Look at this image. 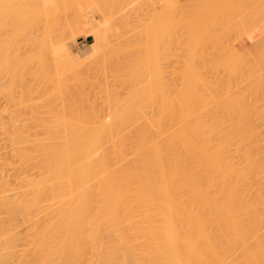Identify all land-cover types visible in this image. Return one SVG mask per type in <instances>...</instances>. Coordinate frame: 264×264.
Wrapping results in <instances>:
<instances>
[{
  "label": "bare ground",
  "instance_id": "obj_1",
  "mask_svg": "<svg viewBox=\"0 0 264 264\" xmlns=\"http://www.w3.org/2000/svg\"><path fill=\"white\" fill-rule=\"evenodd\" d=\"M18 1L13 3L14 0H11V4L10 0H0V77H3V74L4 77H7L0 78V87L2 88H0L2 90L0 93L5 94L6 92L8 96L9 91L10 93L18 91L22 95L15 99L13 97L17 95L9 93L8 99L5 96V100L7 99V103L10 105L8 108L2 105V108L11 111L9 115L18 114L16 119L15 116H11L15 122L6 116L8 115L5 112L7 110L4 109L5 111L0 112L3 113L1 115L5 114L4 116H6H0V118L10 119L9 123L0 119V129L2 130L0 132L4 134L0 135V264H264V56L262 54L264 49L258 46L259 48H255L257 55L250 57L245 54V52H249L248 49L237 51L235 48L226 49L225 52L216 53L214 56L210 55V52L205 54L202 36L209 33L205 32L207 29L209 31H213V29L210 30L209 25L208 28L201 29L202 32L199 34L198 30L200 29L196 27L198 21H194V19L198 18L199 20L200 15L197 17L198 14H196L197 18L191 20L194 24L191 25V21L189 24L192 30L193 27L197 28V32L195 30L191 31L192 33L189 32L188 38L184 40L186 35L184 37L182 35L186 30L184 29L185 32L182 31V34L177 32L179 24H181L180 21H177L181 18H177L182 11L175 9L178 0H175L177 1L176 5L174 0H166L167 5L165 6L163 3L164 6L163 4L161 6L165 10L160 8L157 12L159 15L156 14L157 16L153 17L154 19L158 18V20L155 19L156 23L152 17L150 18L152 24L149 23L148 26L152 28L144 29V31L143 29L139 30L138 36L141 32L143 35L147 32L150 39L147 38V35L145 37L140 34L144 37L140 36L141 41L145 42L148 39L149 42H141L142 45L140 44L141 46L138 45V47L136 43L139 44L140 41L133 42L131 40V42L126 36L125 32L127 31L121 32V35L120 31L115 35L112 34L117 29L113 30L116 25L111 27L115 22L113 23V18L110 16L112 19H109L112 23L108 18L105 21H110L112 25L109 27L104 25V29L102 28V30L106 29L102 33L104 35L96 33L95 30L94 33L99 38L101 37L99 35L105 38L109 33L112 35L111 37L126 36L125 38L121 37L123 44L125 39L129 43L125 42L124 45L122 44L123 46H120V50H117L121 54V58L118 54L116 55L118 57L109 56L111 55L109 50L111 51L113 47L110 46L107 56L111 61L107 59V62L111 65L114 59L124 57L122 61L126 60L127 63L132 64V66H130L131 64L128 66L126 62H122L121 70L123 69V74L126 72L127 75L124 77L127 78V81L129 78L133 79L136 76L133 74L136 72L138 80L134 78L132 89L128 85V91H133L134 96L131 92V95L127 93V98L130 95L128 100L132 96L128 103V100L122 99V101L121 98H118L121 102L118 101L117 97L111 102L109 97L108 110L105 111L107 114L104 112L106 119L103 120L104 109L99 112L100 108L95 105L97 109L90 111L94 106L90 104L91 108L88 109L89 104L85 105L88 98L85 99L84 96V98H80L81 101H84L82 102L83 106L82 103H78V105L75 103V106L73 103L71 110L69 104L66 105L69 109H66L65 103L61 104L62 97L60 99L59 96L52 95L56 98L50 100L52 96L50 95L49 98L46 93L44 97L42 95L41 98V95H38L40 98L36 99L41 102L45 96L48 98L43 99V102H46L45 106V103H37L43 112H46L42 114L39 106L36 105L37 110H35V104L32 107L33 104L29 103L31 101H27V99H34V95L32 94V97L28 95L36 90H43L42 85L44 86V84L47 85L46 89L44 88L45 92L49 91L48 86H52L50 90L57 87L54 90L59 89L58 92L68 91L65 88L68 85V80L71 82L73 76L78 77L77 80L80 82L81 78L79 80L78 73L81 67L77 65V61V63L73 61L74 59L66 58L60 49H47L50 46L46 45H50L48 43L51 42L46 40V37H51L49 36L51 34L50 27L57 26H51L53 22L48 25L49 22L46 21L50 19H48L50 16L47 17L48 20L45 18L48 11L54 8V4L53 7L49 6V3L46 4V0H37L36 4L35 0L34 4L38 7L36 8L30 4L29 0H26L25 5L23 1V6H27L26 8H21L19 4V9H16ZM93 1L95 2V0ZM98 1L101 4L102 0ZM120 1L117 0V2ZM62 2L63 0L60 2L61 5L57 2L60 10L66 9L70 5L69 1V5L68 3L63 5ZM114 2L118 7L123 6L113 0ZM19 3L22 4V2ZM96 3L99 4L97 1ZM113 3L110 5L114 8L117 7ZM73 5L75 7L73 3L71 9ZM226 5V10H224L229 12L227 9L230 7L228 4ZM44 6L52 8L47 11ZM58 6V10L56 8L55 11H59ZM104 6L109 7H105L106 10L110 9L109 4ZM200 6L197 10L198 13L202 11L201 8L203 9ZM99 7L97 8L99 9ZM177 7L181 8L180 5ZM13 9L22 15L17 17V13L11 14V11L15 12ZM19 10H23V12ZM85 10L87 9L81 8L83 16L88 12ZM205 10H203L204 15L207 13ZM177 11L179 13L176 15ZM211 12L213 11H209V14ZM72 14L71 12L70 15L72 16ZM81 14L74 15L78 18L76 26L72 27L75 23L72 20L74 23H69L72 29L68 27L73 30L72 32L76 29L75 27L80 30L88 28L86 26L91 27L92 24L86 25L83 22L90 19V15L87 13L88 16L86 14L83 17ZM210 15L208 16H214ZM12 16L16 17L17 21H23L19 22L20 25L24 24V27L21 26L22 28L19 29L20 32L25 29L24 31L28 33L26 34L24 31L23 35L21 33L22 41L27 42L28 48H32V44H34L35 49H29L28 53L25 51L26 54H30V57L24 55V51H22V54L28 59L21 57L19 48H16L20 51L18 54L17 51L14 52L16 49L13 51L15 46L9 42L11 37H7V28H9V32L12 28L10 22H16ZM59 18L61 20V17ZM69 18L68 22L73 16ZM243 18L241 17L240 20L244 21ZM44 19L49 29L43 23ZM90 20L93 21V19ZM200 20L203 21L201 18ZM213 20L215 19L210 20L211 23H214ZM53 21L55 22V20ZM15 22H12L13 27L19 24H15ZM63 22L66 21H61V23ZM78 22L80 25L77 24ZM120 22H125V20ZM38 23L41 26L37 25ZM67 23L60 25L56 22L59 24L58 27H65V29ZM107 23L105 22V24ZM125 23L127 25V22ZM246 23L244 21L245 26L241 25V28L244 29V34L240 35L241 38L244 35H251L249 31L245 30ZM187 24L188 21H186ZM199 24V27L203 25L200 21ZM126 25H123L125 29ZM5 26L7 27L5 28ZM42 26L47 27L48 30L45 37L43 36L46 32H41L43 36H40L39 39L36 34H33V28L38 27L41 31L44 30ZM146 26L144 28H148ZM18 28L17 25V30ZM191 28L189 27V29ZM241 28L240 30H242ZM247 29L249 28L247 27ZM17 30L13 32L14 38L12 37L11 41H15L17 38L18 35L15 37V33L20 35ZM57 30L62 29L59 27ZM152 30L153 34H151ZM39 35L41 34L39 33ZM213 35L215 38V34ZM2 37L5 41L9 39L8 42H5L4 39L2 41ZM211 37L213 38V36ZM211 37L208 36V39ZM246 37L243 38L246 39ZM104 38L102 37V40ZM212 38L209 40L210 42H213ZM213 40L216 41V39ZM19 41L18 44H20ZM178 41L184 45L181 46V49L183 48L182 50L185 52L184 56L181 55L180 58L177 56L179 54L176 57L175 54L173 55L174 51H178L179 45L176 47L177 50L173 49V45H176ZM238 42L247 43L245 40ZM15 43L17 46L16 41ZM106 45L107 43L105 47ZM131 47H133L132 51L128 52ZM141 47L144 54L140 50ZM121 48L123 50L126 48L128 55L130 53L131 56L132 53V57L129 58L127 52L124 55ZM138 48L139 50H137ZM22 49L24 50V47ZM112 49V51L116 50L115 47ZM11 50L15 54L13 57H11L14 55ZM47 50L49 53L53 51L54 55H51L52 53L49 55ZM114 52L112 54H115ZM18 55H21V60H25V63L21 64V66L23 65L20 67L21 69L18 67L16 70L17 65L14 61L17 58L20 59V57H16ZM45 56L48 59L53 56L51 59L55 62L51 65L48 64L51 67L50 71H52V65L56 67L52 73L44 65L49 62ZM134 56L138 58L136 57V59ZM10 57L16 58L13 61ZM103 57L105 60V56ZM33 62L36 64L33 65ZM140 63L141 67L136 68ZM18 64L20 65L19 62ZM173 64L175 67H180L175 68ZM32 65L41 67H39L40 70L37 69V76L33 75L36 69L31 67ZM83 65L85 66V64ZM83 65L81 64V66ZM126 65L129 68L124 71ZM44 66L48 68V71L44 70ZM118 66L120 67V65ZM75 67H77L76 70ZM130 67H133L132 70L135 68L134 70L138 69V71L131 70L133 73L131 74L128 70ZM59 68L63 70L62 73L59 72ZM102 68L98 69L102 71ZM105 69H103L104 72ZM101 71L100 73L103 74L104 72ZM20 72L22 78L19 75ZM70 73L74 75L71 76ZM119 73L123 75L121 72ZM32 75L36 79H31ZM128 75L129 77H126ZM27 76H31L29 80ZM65 76L67 77L66 82H64ZM38 77L41 79L36 83ZM6 79H8L7 83ZM19 79H21L20 85L23 83V86L17 82ZM22 79L24 80L22 81ZM135 80H137V84ZM28 81H31L32 84ZM25 82H28L30 86ZM87 82L84 86L87 85ZM1 83H5L8 87L5 84L1 86ZM26 84L30 89H27ZM36 84L41 85L42 89L36 88L38 86ZM17 85L21 89L23 88L22 91L26 88L24 92L29 91V94L17 90L20 88ZM79 85L76 86L77 89ZM11 86L12 88H10ZM5 87L10 90L6 89L4 92ZM32 87L34 91L30 92L33 90H31ZM85 89L83 88V91ZM105 92L106 94L108 92L106 96L108 98L110 90ZM3 94L0 97L4 98ZM112 94L110 95L112 96ZM58 98L59 102L55 103ZM70 99L73 98L70 97ZM62 100L65 102V98ZM23 103L27 104L22 107L25 111L21 108L16 114L17 110L13 106H21ZM62 105L65 108L60 107ZM26 106L31 116L37 111L36 119L42 118L43 122L39 123L41 120L37 123L33 122L36 120L31 119H35V115L32 118L26 115ZM85 106L89 112H86ZM83 107L85 110L82 109ZM12 108H15L14 113H12ZM30 109L32 112L34 110V113ZM146 110H149L148 114L150 113L149 120L145 118L146 115L149 118L148 114H145ZM40 113L42 116L38 118L37 115L39 116ZM19 114L26 118L21 119L23 122L17 121L22 117ZM46 117L51 119L47 120ZM101 118L103 119L101 120Z\"/></svg>",
  "mask_w": 264,
  "mask_h": 264
},
{
  "label": "rangeland",
  "instance_id": "obj_2",
  "mask_svg": "<svg viewBox=\"0 0 264 264\" xmlns=\"http://www.w3.org/2000/svg\"><path fill=\"white\" fill-rule=\"evenodd\" d=\"M13 1V0H12ZM17 1V0H16ZM15 0H14V2L13 3H15L16 2ZM23 1H24V5L26 4L25 2H26V0H19L17 3H16V6H17V8L16 9H19V7H18V5L20 4L21 6V8H26L27 6H23ZM34 1L35 0H29V2H30V4H32L33 5V7H36V8H38L35 4H34ZM62 0H57V2L59 3V5H61L60 4V2H61ZM68 1H69V3H70V5H69V3H68ZM96 1L99 3V1L98 0H95V2L93 1V0H73V2H72V0L70 1V0H63V5H64V3H68V5L69 6H67V5H65V6H67V8L66 7H64V8H66V9H63V5H62V9L63 10H65V11H63V10H60L61 8H60V6H58V3L56 2V0H46V4L47 3H49V6H52L53 7V4H54V8H52V7H50V8H52L51 10H50V8H49V6H48V8L46 7V6H44L46 9H47V11H48V9L51 11V13H49L50 11H48V13H47V16H46V20H48L49 18L51 19H49L48 21H46L45 19L43 20L44 22V24H46V22L48 23V25L49 24H51L52 22V25L51 26H53V25H55V26H57V27H55L54 28V26H53V28L52 27H50V31H51V34L49 35V33H48V35L49 36H51L50 38H47L46 37V40L48 39V41H51L50 43H48V44H50V45H46V46H50L49 48H47L48 50L50 49H60L62 52H63V55L66 57V58H70V59H74L73 61H77L78 62V64L77 65H79L80 67H81V69L78 67V69H80V70H82V71H80L79 70V73H78V75H80L79 76V80H80V78H81V80H80V82H78V80H77V78H76V76L74 77H72V79L71 78H68V79H71V82H70V80H68V85H67V87L65 88V90L66 89H68V91H60V92H58V90H54V89H56V88H54L53 90H50V88L52 87V86H48L47 87V89L49 88V91L48 90H46V92L44 91L46 88H45V86H47L46 84H44V86L42 85V87H44L43 88V90H36L34 93H31L30 95H28L29 97H32L31 95L33 94L34 96L33 97H35L34 99L32 98V100H33V102H32V100L31 99H27V101H31V102H29L30 103V105H31V103L33 104V105H31L32 107L34 106V104H35V110H37L36 108V105H37V103H45L44 104V106L46 105V102L44 101L43 102V99H48V98H46V96L47 97H51L52 95H55L56 97L57 96H59V98L61 99V97H62V99H64L65 98V102L61 99V104H63V103H65V106L67 105V104H69V108H71V110H72V106H71V104H73L74 106H75V103H77V105H78V103H82V102H84V101H81V99L80 98H82L83 96L85 97V99L86 98H88V99H86V101H85V105L86 104H92L93 106H94V108H92L90 111H92L93 109H97V108H95V105L97 106V107H99L98 109H99V112H100V110L101 111H103V109H104V111H103V115H102V117L104 118V112L106 111V110H108L107 108H108V99H109V97H110V101L111 100H115L114 98H116L117 97V99L119 98H121V100L122 99H125L124 101H127L128 100V98L130 97V95H131V93H133V91H128V89H129V87H128V85L129 86H131V89L133 88V86H134V83H133V81H134V78L135 79H137L138 80V78L136 77L137 76V74H136V70L138 71V69H136V70H134V74L132 73V68L130 67V69H128L130 72H131V74H133L134 76V78L133 79H131V78H129L128 79V81H127V78H125L124 77V75H127V74H125L126 72H124V74H123V69L121 70V65L123 64L122 62H126V60H124V61H122V59L124 58H122V59H119V58H116V59H114V61L112 62L113 64H109V62H107V59H108V61H111V60H109V57L107 56L108 54H107V52H108V49H109V47L111 46H113L112 48H114L115 47V49L116 50H114V51H117L119 48H120V46L123 44V40H122V38L121 37H126V36H128L127 38H129L130 39V41L132 40L133 42H139L140 41V43L138 44V43H136L137 44V47H138V45H142V43L141 42H143V43H145V42H147L148 41V39L147 38H149L150 39V37H149V34L147 33V32H145V35H143L142 34V32L140 33V34H142V36H145L146 37V35H147V41L145 40V42H144V40L143 41H141V35L139 34V36H138V32H139V30H141L142 31V29H143V31H144V29H147V30H150L151 28H149V26H148V24L149 23H151V21H150V18L152 17H155V15L157 14V12H159V10H160V8H161V6H162V4L163 3H165V6L167 5L166 3H168V2H165L166 0H164V2H163V0H121L122 1V3H121V1L120 2H117V0H115L117 3H119V4H121V5H123V6H117V4L114 2L113 3V0H110L108 3L106 2V1H108V0H102V1H105V2H102L101 1V4L99 5H97V3H96ZM214 1H216L215 3H214ZM178 0V3H177V5H176V2L177 1H175L174 0V2H175V5H176V8L175 9H177V10H179L180 11V9L182 10V11H180V13H179V11H177V13H175L176 15L179 13L180 14V16H178V18L177 19H179V18H181V19H179V20H177L178 22L180 21V23L181 24H183V25H181V24H179L180 25V27H179V29H178V31L177 32H180V34H182L181 32L182 31H184L185 32V30H186V32L182 35L183 37H184V35H186L183 39L185 40V39H187L188 38V35L187 34H190V33H192L194 30H195V32H197V28L195 29V27H193V30H192V28H191V25H193L194 23H192L193 21H191V20H193V18H197V17H199V15H200V17H199V20H198V18H197V20H195L194 19V21H198V23L196 22V24H197V26L196 27H198V29H200V30H198L199 31V34H200V32H202L201 31V29H203L204 30V27L205 28H208V26H209V28H210V30H212L213 29V31H209L208 29L205 31V32H209L208 34L206 33V35H208L209 37H211V36H213V38H212V41L213 42H210L209 40H211V38H209L208 39V36H206V35H203L202 37V41H204L203 42V46H204V49L206 50V53L205 54H209V52H210V55H213L214 56V54H216V53H223V52H225V50L226 49H232V48H235V50L237 49V51L239 50V51H242L243 49H248L249 50V52H245V54H246V56H248V57H250V56H254V55H257V53H255V48H259L258 46H261L263 49H264V0H261V1H259V0H222V2H220L219 3V1H221V0H218V2H217V0ZM10 2H11V0H10ZM19 2H22V4L21 3H19ZM39 2V1H38ZM162 2V3H161ZM206 2V3H205ZM75 4V7H74V5H73V8L75 9H71V6H72V4ZM96 3V4H95ZM111 3H113V5L115 4V6H117V7H113V6H111L110 4ZM203 3V4H202ZM219 3V4H218ZM11 4H12V2H11ZM36 4H37V0H36ZM39 4V3H38ZM57 4V5H56ZM109 4V6H110V9H112V10H110V9H108L109 7L108 6H104V5H108ZM181 6V8L180 7H177V6H179V5ZM183 4V5H182ZM200 6H202L203 7V9L201 8L200 10H202L201 12H199L198 13V5ZM205 4V6H203ZM215 4V5H214ZM226 4H228V6L230 7V9L228 8L227 10L229 11V12H226L225 10V8L227 7V5ZM13 5H15V4H13ZM48 5V4H47ZM85 5H88V6H85ZM174 5V6H175ZM12 6V5H11ZM41 6V5H40ZM57 6L59 7V11H55V9L57 8ZM98 6H102L103 8H100L99 7V9L97 8ZM160 6V7H159ZM163 6H164V4H163ZM182 6H183V8H182ZM200 6V7H201ZM225 6V7H224ZM14 7V6H13ZM43 7V6H42ZM105 7H108L107 8V10L105 9ZM219 7V8H218ZM81 8L83 9H87V10H85V12L86 11H88V12H86V14L88 13L89 15H90V19H93V21H91L90 19H87V21H83V22H85V24L86 25H91V27L90 26H86V27H88V28H84V29H79L78 27H75L76 29L78 28V30H76V29H74V32H72L73 30H70L69 29V27L72 29V27H74V26H76V22L78 21L77 19V16H75L74 17V15H76V14H81ZM117 8V9H116ZM120 8H121V10H120ZM123 8V9H122ZM208 9V11H207V9ZM214 8H215V10H214ZM217 8V9H216ZM68 9V10H67ZM97 9V10H96ZM102 9V10H101ZM115 9V10H114ZM162 9V8H161ZM206 9V10H205ZM222 9V10H221ZM225 9V10H224ZM232 9H233V11H232ZM235 9V10H234ZM14 10V9H13ZM56 10H58V8L56 9ZM74 10V11H73ZM109 10V11H108ZM114 10V12L116 11V13H114V12H111V11H113ZM158 10V11H157ZM162 10H165V8H163ZM196 10V11H195ZM203 10H205V12H207V13H205V15L203 14L204 13V11ZM236 10H237V12H236ZM15 12H12L11 11V14H15V13H17L16 15H17V17L19 16V15H22L21 13L19 14V12H17V10H14ZM20 12L22 11L23 12V10H19ZM53 11H55V12H53ZM63 11V12H62ZM73 13L72 14V16H73V18L72 19H70L72 16L70 15L71 14V12ZM84 11V10H83ZM184 11V12H183ZM209 11H213V12H211L210 14H213L214 16L213 17H209L208 15H210L209 14ZM223 11V12H222ZM232 11V12H231ZM235 11V12H234ZM61 12V14H59ZM77 12V13H76ZM109 12V13H108ZM197 12V13H196ZM224 12H226L227 13V15H226V13H224ZM234 12V13H233ZM258 12H260V13H258ZM263 14H262V13ZM54 13V14H53ZM57 13V14H56ZM66 13H70V14H65ZM76 13V14H75ZM110 13H111V15H110ZM185 13V14H184ZM194 13V14H193ZM201 13V14H200ZM217 13V14H216ZM232 13V14H231ZM64 14V15H63ZM84 14V13H83ZM86 14H84V16L86 15ZM88 14H87V16H88ZM185 15V17H183L184 15ZM188 16H187V15ZM196 14H198V16L196 15ZM203 14V15H202ZM216 14V15H215ZM225 14V15H224ZM229 14V15H228ZM231 14V15H230ZM234 14V15H233ZM236 14H238L239 16H237ZM16 15H14V16H16ZM57 15V16H56ZM61 15V16H60ZM82 15V14H81ZM80 15V17H82ZM114 15H115V17L117 18H115L114 17ZM154 15V16H153ZM157 15H159V14H157ZM156 15V16H157ZM182 15V16H181ZM195 15L197 16V17H195ZM202 15V16H201ZM223 15V16H222ZM14 16H12L13 18H15V20H16V17H14ZM48 16H50V17H48ZM69 16H71L70 18H69ZM83 16V17H84ZM86 16V17H87ZM110 16H112V18H113V23H114V25L113 26H111L112 24V21H111V17ZM188 18H187V17ZM190 16V17H189ZM210 16H212V15H210ZM225 16V17H224ZM227 16V17H226ZM233 16V17H232ZM260 16H262V17H260ZM10 17H11V15H10ZM47 17H48V19H47ZM57 17V18H56ZM59 17H61V20H60V18ZM64 17V18H63ZM79 17V16H78ZM85 17V18H86ZM122 17H123V19L125 20V22H127V25H126V23L125 22H120V21H124L123 19H122ZM177 17V16H176ZM191 17H192V19H191ZM205 17H206V19H205ZM208 17V18H207ZM219 17V18H218ZM243 18V17H246V18H243V20L245 21V23L246 22H248L249 24H247L246 23V26L249 28V29H247V27L245 28V30L246 31H249V33H251V35L249 34V35H244L245 37H246V39L245 38H241L240 37V35L242 36V33L244 34V29L243 28H241L242 26V24L244 25V21H241L240 20V18ZM251 19H250V18ZM20 18V17H19ZM68 18L70 19V21L68 22ZM75 18V19H74ZM85 18H83V19H85ZM87 18H89V17H87ZM107 18H108V20H110L111 21V23H110V21L108 22V21H105V20H107ZM109 18H111V19H109ZM126 18V19H125ZM184 18V19H183ZM200 18L204 21V19H205V21L203 22V21H201L200 20ZM217 18V19H216ZM225 18V19H224ZM239 18V19H238ZM55 20V22L53 21V20ZM74 19V20H73ZM154 19V18H153ZM152 19V20H153ZM155 19H157L158 20V18H155ZM154 19V20H155ZM212 19H215V20H217V21H215V20H213L212 22H214V23H211V21L210 20H212ZM219 19V20H218ZM223 19V20H222ZM237 19H238V22L240 23V22H243V23H238L237 22ZM260 19V20H259ZM58 20V21H57ZM74 21V22H72V21ZM77 20V21H76ZM80 20V19H79ZM126 20H128V21H126ZM157 20H155V23H156V21ZM188 21V24L186 25V21ZM248 20H250V21H248ZM253 20V21H252ZM12 21V20H11ZM22 21V20H21ZM20 20H16V22L15 21H12L13 23L15 22V24L16 23H19V22H21ZM46 21V22H45ZM60 21V22H59ZM61 21H66L65 23H67L66 25V29H65V27L63 28V27H61V26H59L60 27V29H62V30H57V29H59V27H58V25L59 24H56V22H58V23H60V25L61 24H63V23H61ZM81 21H82V18H81ZM81 21H79V22H81ZM116 21H118L117 23H116ZM150 21V22H149ZM189 21H191V23L189 22ZM199 21L201 22V24H203V25H201L200 27H202V28H200L198 25H200L199 24ZM221 21V22H220ZM251 21L253 22V24L251 23ZM259 21V22H258ZM12 22H10L11 24V27L13 28V29H15V30H17V25H18V30H17V33H18V31L20 32V30L19 29H21L22 27L21 26H23L24 27V24L23 23H21V25H20V23L19 24H16V27H13V25H12ZM23 22V21H22ZM79 22L77 23L78 25H80L79 24ZM94 24H93V23ZM105 22L108 24H105ZM153 22V21H152ZM223 22V23H222ZM43 23H42V25H43ZM64 23V24H65ZM69 23H74L73 25H72V27L70 26V24ZM119 23H121V24H119ZM129 23V24H128ZM141 23V24H140ZM191 25H190V24ZM205 23H206V25H205ZM210 23V24H209ZM252 24V26H251V24ZM261 23V24H260ZM263 23V24H262ZM15 24H14V26H15ZM63 24V25H64ZM110 24V25H109ZM118 24H119V26H118ZM143 24V25H142ZM144 24H146L145 26L146 27H148V28H144L145 26H144ZM152 24V23H151ZM150 24V25H151ZM153 24H154V22H153ZM195 24V25H196ZM258 24V25H257ZM7 25V24H6ZM9 25V24H8ZM37 25H40L39 23L37 24ZM82 25V24H81ZM104 25H106L107 27H109V26H111L112 28L116 25V27L115 28H113V30L115 29V31H116V29H117V31L116 32H114L113 30V32H112V34L113 35H115V33H117L118 31H120V35H121V32L122 33H124V31H127V32H125L127 35L126 36H121V37H119L120 35H117V36H113V37H111L112 35H109L110 33H109V31H107L109 34L107 35V32H106V35L107 36H105V38H104V36H102V35H104V34H102L103 32H105L106 31V29L105 30H102V28L104 29ZM126 25V29L124 28V26ZM141 25V26H140ZM156 25V24H155ZM155 25H153V26H155ZM205 25V26H204ZM214 25V26H213ZM224 25V26H223ZM239 25V26H238ZM41 26V25H40ZM40 26H38V27H40ZM45 26H47V24L45 25ZM69 26V27H68ZM83 26V25H82ZM105 26V27H106ZM152 26V25H151ZM182 26V27H181ZM213 26V27H212ZM216 26V27H215ZM245 26V25H244ZM255 28H254V27ZM7 26H5V28H6ZM9 27V26H8ZM37 27V28H38ZM42 27H44V26H42ZM48 27V29H49V26H47ZM47 27L45 28L44 27V30L42 29L41 31H39V28L37 29V28H33V30H34V32H33V30H32V32H33V34L35 35H37L38 36V38L40 37V36H43L42 35V33L41 32H46V33H44L45 35L43 36V37H45L46 36V34H47ZM80 27V26H79ZM92 27H94V29H92ZM110 27V28H111ZM120 29H119V28ZM143 27V28H142ZM189 27L191 28V29H189ZM212 27V28H211ZM214 27H215V29H214ZM228 27V28H227ZM237 27V28H236ZM242 29V30H240V28ZM5 28H3V29H5ZM11 28V29H12ZM83 28V27H82ZM92 29V30H90V29ZM109 28V29H110ZM181 28H183V30H181ZM188 28V29H187ZM224 28H227V29H224ZM239 28V29H238ZM252 28V29H251ZM10 29V31L12 32V30ZM36 29V30H35ZM56 29V30H55ZM67 29H69L68 31H67ZM123 29V30H122ZM185 29V30H184ZM220 29V30H219ZM6 30V29H5ZM9 30V28H7V33H8V38H10V40H9V42L11 43H13V44H11V45H14V46H11V47H14L13 48V51L17 48H19V50L21 51H18L17 49L14 51L15 53H16V51H17V54H18V52H20V54L22 55H20L23 59H25L26 57L24 56L26 53H25V51L28 53L30 50L29 49H32V48H34L35 49V47H33L34 46V44H32L33 46H32V48H28V44H27V42L25 41V42H23L22 41V35L24 34L23 33V31L25 30V29H23V31L22 32H20V35H19V33L18 34H16L15 33V37H16V35H18L17 36V38H15V41L17 42V44H18V41L19 40H21V41H19L20 42V44H18L17 46H16V43H15V41L13 42V41H11L12 40V37L14 38V31L12 32L13 33V35H12V33L11 32H9L8 31ZM30 31H31V29H29ZM94 30H95V32L97 33H101L102 35H99V36H101L100 38L99 37H97L98 35L96 34L95 35V33H94ZM153 30H154V28H153ZM153 30L151 31V34H153L152 32H153ZM215 30V31H214ZM250 30H252V31H250ZM37 31V32H36ZM53 31H55V32H53ZM66 31V32H65ZM146 31V30H145ZM192 31V32H191ZM5 32V31H4ZM4 32H2V34L4 35ZM25 32V31H24ZM27 32V31H26ZM25 32V33H26ZM31 32V33H32ZM41 34V35H39V33ZM72 32V33H71ZM148 32H150V31H148ZM190 32V33H189ZM215 34V38H214V35L212 34ZM21 33H22V35H21ZM53 33V34H52ZM144 33V32H143ZM241 33V34H240ZM248 33V32H247ZM247 33H245V34H247ZM263 33V34H262ZM6 34V33H5ZM11 36H10V35ZM26 34H28V33H26ZM212 34V35H211ZM30 35V34H29ZM32 35V34H31ZM33 35V36H34ZM123 35V34H122ZM254 35V36H253ZM5 36V35H4ZM3 36V37H4ZM36 36V37H37ZM141 36V37H140ZM153 36V35H152ZM151 36V37H152ZM181 36V37H182ZM1 38V40L2 39H4V38ZM6 37V36H5ZM18 37H19V39H18ZM21 37V38H20ZM27 37V36H26ZM35 37V38H36ZM42 37V38H43ZM102 37L104 38V40H102ZM180 37V38H181ZM205 37V38H204ZM142 38H144V37H142ZM17 39V40H16ZM24 39V38H23ZM29 40V38H26V40ZM40 39V38H39ZM140 39V40H139ZM182 39V38H181ZM183 39H182V41H183ZM204 39V40H203ZM213 39H216V41L215 40H213ZM241 39H243V40H241ZM8 40L6 39V41L8 42ZM45 39H44V41H46ZM128 40V39H127ZM138 40V41H137ZM241 41V42H243L244 40L247 42V43H240V42H238V41ZM3 41V40H2ZM4 41H5V39H4ZM5 41V42H6ZM43 41V42H44ZM131 41V42H132ZM4 42V43H5ZM39 42H40V40H39ZM125 42H127V43H129V41H126V39H125ZM125 42H124V44H125ZM131 42H130V44H131ZM149 42V41H148ZM249 42V43H248ZM263 43V44H261V43ZM27 45H25V44ZM46 43H47V41H46ZM52 43V44H51ZM107 43V45H106V47H105V44ZM181 43H183V42H181ZM205 43V44H204ZM123 44V45H124ZM217 44V46H214V45H216ZM240 44V45H239ZM6 45H8L7 43H6ZM19 45H22L23 47H24V50L22 49L23 47L22 46H19ZM31 45V44H30ZM30 45H29V47H30ZM51 45H52V47H51ZM109 45V46H108ZM122 45V46H123ZM129 45V44H128ZM133 45V44H132ZM132 45H130V46H132ZM140 45V46H141ZM177 45H179L178 47V51H174V53H173V55L175 54V57H176V55L177 54H179V55H177L179 58L180 57H182L181 55H183L184 56V53L185 52H183V48L181 49V46L183 47L184 45H182V44H180V41H178V43L175 45H173V49L175 48V50H177L176 49V47H177ZM241 45H242V47H241ZM5 46V45H4ZM9 46V45H8ZM19 46V47H18ZM127 46V45H126ZM130 46H128V47H130ZM134 46H136L135 44H134ZM133 46V47H134ZM175 46V47H174ZM7 47V46H6ZM22 47V48H21ZM26 47V48H25ZM110 47V48H111ZM133 47H131V48H129V49H131L130 51H128V52H131L132 51V48ZM136 47V48H137ZM143 47V46H142ZM142 47H141V49L140 50H142V52H143V49H142ZM9 48H10V46H9ZM22 50H21V49ZM28 48V49H27ZM46 48H45V50H46ZM111 48V51L109 50V53H111V55H109V56H112V55H115V56H113V57H120L121 58V54L120 53H118V51L117 52H114V51H112L113 49ZM123 48V47H122ZM121 48V49H122ZM8 49V48H7ZM12 49V48H11ZM33 49V50H34ZM75 49V50H74ZM134 49H135V47H134ZM47 50V51H48ZM120 50V49H119ZM123 50V49H122ZM121 50V51H122ZM125 50V51H124ZM123 50V54L125 55V52H127L126 51V48ZM127 50H128V48H127ZM137 50H139V48L137 49ZM217 50H218V52H217ZM12 51V50H11ZM11 51H9V52H11ZM13 51L11 52L12 54H14L13 53ZM22 51H24V55L22 54ZM34 51H36V50H34ZM33 51V52H34ZM120 51V52H121ZM219 51H221V52H219ZM31 52H32V50H31ZM30 52V53H31ZM53 52V51H52ZM51 51H50V53H49V51L47 52V53H49V55L52 53ZM115 53V54H112V53ZM128 52L126 53L127 54V56H129V58L130 57H132V53H131V56H130V53H129V55H128ZM133 52H134V50H133ZM138 52V51H137ZM142 52H140V53H142ZM177 52V53H176ZM208 52V53H207ZM212 52V53H211ZM37 53V52H36ZM46 53V52H45ZM135 53H136V51H135ZM106 54V55H105ZM118 54V56H116ZM120 54V55H119ZM142 54H144V52L142 53ZM146 54V53H145ZM263 54V56H264V52L262 53ZM261 54V55H262ZM11 55V54H10ZM28 54H26V56H27ZM30 55V54H29ZM28 55V56H29ZM33 55V54H32ZM51 55H54L53 53L51 54ZM124 55H122V56H124ZM133 55H134V53H133ZM141 54H139V57H141L140 56ZM13 56H15V54L14 55H12L11 57H13ZM19 55L18 56H16V57H20ZM48 56V55H47ZM103 56H105V58H106V56H107V58L104 60V57H103V59H102V57ZM137 56H138V54H137ZM136 56V57H137ZM144 55H142V57H143ZM10 57V59H12ZM15 57V58H16ZM21 57H20V59L19 58H17V60L19 59V61H17V60H15L14 61V59H12L14 62H16L15 63V65H17L16 66V70H18V67L20 68V67H22L21 66V64H24L25 63V60L23 61V60H21ZM30 57V56H29ZM32 57V56H31ZM46 57V56H45ZM113 57H111V58H113ZM135 57V56H134ZM135 57V58H136ZM144 57H146V56H144ZM8 58H9V56H8ZM47 58V57H46ZM46 58H44V60H47ZM51 58H53V56L52 57H49V62H48V60H47V62L45 61V63H47V65L46 64H44L45 66H47L48 68H49V71H50V66H48V64H52V63H54L53 62V60L51 59ZM101 58V59H100ZM138 58V57H137ZM136 58V59H137ZM26 59H28V58H26ZM132 59V58H131ZM146 59H147V57H146ZM146 59H144V60H146ZM101 60V61H100ZM104 60V61H103ZM113 60V59H112ZM10 61V60H9ZM21 61V62H20ZM27 61V60H26ZM81 61V62H80ZM135 61V60H134ZM18 62L20 63V65L18 64ZM76 62V63H77ZM97 62H100L101 64H98ZM103 62V63H102ZM129 62V61H128ZM130 62H133V61H130ZM137 62V64H138V60L136 61ZM97 63V64H96ZM127 63V62H126ZM14 64V63H13ZM32 64V61L30 62V65ZM35 64H36V62H35ZM34 64V62H33V65H35ZM37 64H38V62H37ZM81 64L83 65V64H85V66L87 67V69L89 70H87V69H85L86 67L83 65V66H81ZM94 64V65H93ZM128 64V66H129V64H131V63H127ZM175 64V63H174ZM173 64V66L175 67V65L177 64H175L174 65ZM14 65V66H15ZM19 65V66H18ZM28 66H29V64H27ZM33 65L31 66V67H33ZM76 65V66H77ZM89 65V66H88ZM97 65V67H94V66H96ZM118 65H120V67L118 66ZM134 65H135V63H134ZM181 65V64H180ZM27 66V67H28ZM44 66V67H45ZM100 66V67H99ZM104 67V68H102V67ZM127 66V65H126ZM125 66V67H126ZM124 67V71L127 69V68H129V67ZM130 66H132V64L130 65ZM137 66V65H136ZM135 66V67H136ZM171 66H172V64H171ZM171 66H170V68H171ZM39 67H40V65L38 66H36V67H33L34 69H36L35 71V73H33V75L35 74V76H37V69H39ZM43 67V68H44ZM47 67H45L44 68V70H47L48 68ZM59 67V66H58ZM91 67V68H90ZM107 67V68H106ZM120 69H119V68ZM139 67H141V63H140V65H138V67H136V68H139ZM173 67V68H174ZM178 68L180 67V66H177ZM177 67H175V68H177ZM25 68H26V66H25ZM29 68V67H28ZM41 68V67H40ZM55 65H52V71H53V69H54V71H55ZM76 68L77 67H75V70H76ZM98 68H102V71H103V69H105V72L103 73L102 71H101V69H98ZM15 69V68H14ZM21 69V68H20ZM32 69V68H31ZM34 69H32L33 71H34ZM60 69V68H59ZM77 69V70H78ZM91 69V70H90ZM93 69V70H92ZM141 69V68H140ZM15 70V71H16ZM25 70V69H24ZM29 70V69H28ZM32 70H30L31 71V73H32ZM40 70V69H39ZM38 70V71H39ZM57 70V69H56ZM120 70V71H119ZM132 70V71H131ZM168 70V69H167ZM245 70H249V69H245ZM23 71V70H22ZM48 71V70H47ZM52 71H50V73H52ZM62 71L63 70H59V72H61L62 73ZM87 72V73H83V72ZM100 71L103 73V74H101L100 73ZM127 71V70H126ZM19 72V71H18ZM25 72H26V70H25ZM24 72V73H25ZM29 72V71H28ZM27 72V73H28ZM40 72V71H39ZM66 72V71H65ZM64 72V73H65ZM75 72V71H74ZM78 72V71H77ZM80 72H82V73H80ZM119 72H121V74H123V75H120V73ZM17 73V72H16ZM27 73H25V74H27ZM54 73V72H53ZM56 73V72H55ZM54 73V74H55ZM67 73V72H66ZM76 73V72H75ZM18 74V73H17ZM71 74V73H70ZM101 74V75H100ZM20 76H21V72H20V74H19ZM30 75V74H29ZM33 75H32V78L31 79H36V77H33ZM66 75H68L69 76V74H66ZM72 75H74V74H71V76ZM76 75H77V73H76ZM82 75H84V76H82ZM129 75H130V73H129ZM129 75L128 76H126V77H129ZM6 76H8V75H6ZM24 76V75H23ZM55 76V75H54ZM63 76V75H62ZM70 76V77H71ZM132 76V75H131ZM130 76V77H131ZM3 77H4V74H3ZM0 77L1 79H5V78H7V77ZM26 77V76H25ZM25 77H23L24 79H25ZM30 77L31 76H27V78H28V80L30 79ZM66 77V76H65ZM65 77H63V78H65ZM84 77V78H83ZM12 78V77H11ZM17 78V77H16ZM19 78V77H18ZM21 78H22V76H21ZM74 78V79H73ZM82 78L85 80L86 79V81L84 82V80H83V82H82ZM89 78V79H88ZM8 79H9V77H8ZM8 79H6V83H7V81H8ZM24 79H22V81L24 80ZM39 79H41V78H39L38 77V79H37V81H36V83L37 82H39L38 80ZM76 79V80H75ZM130 79H131V81H130ZM12 80V79H11ZM16 80V79H15ZM21 79H19V81L17 80V82L19 83V85H20V81ZM27 80V79H26ZM65 81L64 82H66L67 81V77H66V79H64ZM73 80H74V83H73ZM87 80H88V82H87ZM137 80H135V82H136V84H137ZM1 81V80H0ZM33 81H35V80H33ZM2 82H3V80H2ZM10 82V81H9ZM9 82H8V85H9ZM12 82V81H11ZM16 82V83H17ZM29 82V81H28ZM28 82H25V83H28ZM31 82V81H30ZM29 82V83H30ZM42 82V81H41ZM78 83V85H79V83H80V85H79V88H81V89H77L76 88V86L78 87V85H76L77 83ZM86 82H87V87L86 86H84L85 84H86ZM90 82V83H89ZM17 83V84H18ZM28 83V84H29ZM34 83V82H33ZM73 83V84H72ZM82 83V84H81ZM2 84H5V83H1V86H2ZM11 84V83H10ZM23 84V83H22ZM21 84V85H22ZM31 84H32V82H31ZM67 84V83H66ZM131 84V85H130ZM135 84V85H136ZM6 85V84H5ZM12 85V84H11ZM19 85H17V86H19ZM20 85V86H21ZM36 85H38V84H36ZM41 85L38 87V86H36V88H40L41 87ZM69 85H71V86H69ZM76 85V86H75ZM127 85V86H126ZM4 86V85H3ZM7 86V85H6ZM19 86V87H20ZM23 86V85H22ZM29 86H30V84H29ZM33 86H35V85H33ZM71 87V88H69V87ZM80 86H82V87H80ZM8 87V86H7ZM19 87H16V88H19ZM26 87H27V89H30V88H28V85L26 84ZM63 87H64V85H63ZM62 87V88H63ZM128 87V88H127ZM1 88V87H0ZM4 88V87H3ZM10 88H12V86L10 87ZM10 88L8 89V88H6L5 87V89H3V91L5 92L6 91V89L7 90H10ZM16 88H14V89H16ZM35 88V89H36ZM62 88H60V89H62ZM75 88V89H74ZM83 88L85 89L84 91H83ZM107 88V89H106ZM2 89V88H1ZM23 89V88H22ZM22 89H21V87L19 88V89H17V90H21L22 91ZM33 89V87L31 88V90ZM40 89H42V88H40ZM52 89V88H51ZM110 90V92L111 93H113L112 94V96L110 95L111 93L109 92V96H108V98L106 97L107 96V94H108V92H107V94H106V90ZM13 90V89H12ZM24 90H26V88H24ZM24 90L22 91V92H24ZM105 90V91H104ZM1 92H2V90H0ZM34 91V89L32 90V91H30V92H33ZM48 91V92H47ZM14 92V91H13ZM29 91H27V93H28ZM131 92V93H130ZM9 93H10V91L8 92V96H9ZM15 93V92H14ZM14 93H12V91H11V93L10 94H13L14 95ZM21 93V92H20ZM20 93L17 91L16 93H15V95H17V96H12L13 98H18L19 97V95H20ZM25 93V92H24ZM27 93H25V94H27ZM47 93V95L45 96V98H43V99H41V102H40V100H36L37 98H42V95H43V97H44V95ZM130 94L129 95V97L127 98V96H128V94ZM3 94V93H2ZM1 93H0V96L2 95ZM5 94H6V92H5ZM5 94H3L4 95V98L3 97H0V105H1V109H0V112H3V111H5V110H9V109H5V108H8V106L10 105H8V103H7V99H8V96H7V94L5 95ZM29 94V93H28ZM38 95H41L40 97L38 96ZM51 95V96H50ZM115 95V97H113ZM5 96L7 97V99L5 100ZM11 96V95H10ZM20 96H22V95H20ZM25 96V95H24ZM28 96H26L27 98H28ZM37 96V97H36ZM54 96V97H55ZM132 96H134V93L132 94ZM132 96H131V98H132ZM53 97V96H52ZM51 97V98H52ZM54 97H53V99H51L50 98V100H54ZM55 97V98H56ZM70 97L71 98H73V99H70ZM83 97V98H84ZM10 98V97H9ZM15 98V99H16ZM59 98H58V101H53V102H55V103H58L59 102ZM127 98V99H126ZM131 98H130V100H131ZM21 100H22V98H20ZM70 99V100H69ZM118 99V101H120ZM9 100H11V101H13L12 99H9ZM9 100H8V102H9ZM19 100V99H18ZM50 100H48V101H50ZM130 100H128L127 101V103L130 101ZM10 101V103H13V104H15L14 102H11ZM25 101H26V98H25ZM123 101V100H122ZM52 102V101H51ZM51 102H50V104H51ZM112 102V101H111ZM121 102V101H120ZM17 103V102H16ZM22 103V102H21ZM26 103V102H25ZM25 103H23L21 106H20V108H19V106H13V107H15L16 108V110H17V112H15L16 114L19 112L18 111V109H21L23 106H25V105H27V104H25ZM28 103V102H27ZM29 103H28V105H29ZM59 103V104H60ZM110 103V102H109ZM49 104V105H50ZM83 104L84 103H82V106H83ZM111 104V103H110ZM2 105L3 106H6L5 108L3 107L2 108ZM16 105V104H15ZM17 105H18V103H17ZM56 105V104H55ZM58 105V104H57ZM76 105V106H77ZM88 105V107L87 106H85V109H86V112H89V111H87V108L88 109H90L91 108V105L89 106ZM11 106V107H12ZM37 106H39V105H37ZM106 106V107H105ZM31 107V109H34V108H32ZM41 107H43V106H41ZM47 107H48V103H47ZM58 107H59V105H58ZM60 107H64V105H62V106H60ZM67 107V106H66ZM79 107V106H78ZM87 107V108H86ZM15 108H12V110H13V112L12 113H14V110H15ZM26 108V111H27V113L25 112V114L26 115H29V117L30 118H32V116L34 117V115L35 114H37V111H36V113H34V110H33V112L31 111V109H30V111L32 112V113H34V115H30L29 113H28V110L29 109H27V106L25 107ZM65 108V107H64ZM68 107L66 108V109H69ZM74 108V107H73ZM77 108V107H76ZM75 108V109H76ZM81 108V107H80ZM106 108V109H105ZM5 109V110H4ZM39 109L40 110H42V112H43V109H41L40 108V106H39ZM44 109H46V108H44ZM83 110H85L84 109V107L82 108ZM21 110H24L23 108L21 109ZM5 111L6 112V114L8 113V115H6L7 117L9 116L11 119H12V115L13 114H11V115H9L10 114V112L8 111ZM25 111V110H24ZM29 111V112H30ZM46 111V110H45ZM98 111V110H97ZM21 112V111H20ZM23 112V111H22ZM38 112H39V110H38ZM107 112V111H106ZM105 112V114H107ZM148 112H149V110H146V112H145V114L147 113L148 114ZM31 113V114H32ZM46 112H43L42 114H45ZM102 113V112H101ZM1 114H3V113H0V116H4V115H1ZM22 115L24 114V113H21ZM39 114V113H38ZM150 114V113H149ZM148 114V117L150 116ZM18 115V114H17ZM17 115H13V116H15V119H16V116ZM20 115V114H19ZM22 115H20V116H22ZM25 115V116H26ZM46 115H49V114H46ZM6 116H4V117H6ZM19 116V117H20ZM40 116H42L41 115V113H40V115L38 116L37 115V117L38 118H40ZM4 117H1L2 118V120L3 121H5V122H7V123H9L10 122V119H8V118H6L7 119V121H6V119L4 120L3 118ZM27 117V116H26ZM28 117V118H29ZM100 117V116H99ZM0 118V119H1ZM14 118V117H13ZM17 118H18V116H17ZM23 118H25V117H20V119L18 120L17 119V121H21V119H23ZM30 118H29V121H30ZM44 118H45V116H44ZM49 118V117H48ZM47 117H46V119L47 120H49V119H51V118H49L48 119ZM103 118H101V120L103 119ZM108 118V117H107ZM146 119H150V117L149 118H147V115H146V117H145ZM26 119V118H25ZM24 119V122L26 121ZM46 119H44V121H47ZM99 119V118H98ZM106 119V116H105V118L103 119V120H105ZM13 120V119H12ZM11 120V121H12ZM31 120H36V121H33V122H35V123H37V121H39V120H41V121H39V123H41V122H43L42 120V118H40V119H36V115H35V119H31ZM14 122H15V120H13ZM12 121V122H13ZM28 121V120H27ZM29 121L27 122V123H29ZM19 122H16L17 124H19ZM21 122H23V120L21 121ZM31 122V121H30ZM32 123V122H31ZM34 123V124H35ZM0 131H2L1 129H0ZM35 131V130H34ZM32 133H34L33 131H32ZM37 133H39V134H41L40 132H37ZM2 134H3V132H2ZM1 134V132H0V135H2ZM36 134V133H35ZM4 135V134H3Z\"/></svg>",
  "mask_w": 264,
  "mask_h": 264
}]
</instances>
